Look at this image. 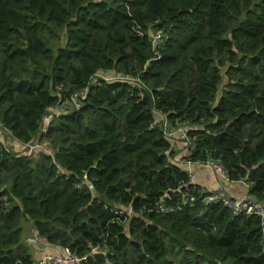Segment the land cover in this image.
Here are the masks:
<instances>
[{
  "label": "trees",
  "instance_id": "1",
  "mask_svg": "<svg viewBox=\"0 0 264 264\" xmlns=\"http://www.w3.org/2000/svg\"><path fill=\"white\" fill-rule=\"evenodd\" d=\"M161 117L197 128L190 157ZM0 128V264H37L24 220L85 264H264L262 220L180 163L220 159L264 203V0H0Z\"/></svg>",
  "mask_w": 264,
  "mask_h": 264
},
{
  "label": "built area",
  "instance_id": "2",
  "mask_svg": "<svg viewBox=\"0 0 264 264\" xmlns=\"http://www.w3.org/2000/svg\"><path fill=\"white\" fill-rule=\"evenodd\" d=\"M164 37L163 30H157L152 38L153 46H156ZM99 78L106 79L104 75H97L96 78L92 80L90 85L97 84ZM90 90L89 87L81 89L74 92L69 100L62 101L57 107L53 108L45 115L40 123L42 133H47L50 124L55 116H58L64 110H80L81 102L86 98L87 92ZM161 130L163 135L168 140H174L177 143H180L183 150V155L185 157H190L195 148L191 143L190 132L195 131L197 128L189 120L181 121L173 127L170 122L165 118H160ZM39 147V145L30 146L31 150ZM180 163L184 164V168L187 170L188 174V183L185 184V187L189 190V186L196 188L198 183L196 181V175L192 170V164L194 162L190 160L183 161L180 159ZM207 166L213 173L221 176V179L224 182H232L228 178V174L225 171L224 165L221 163L220 159L215 157H209L205 162H197ZM83 180L88 182L87 174L84 175ZM243 183L249 190V184L244 180L236 181ZM89 183V182H88ZM91 186V183H89ZM207 190L208 196L206 198L207 203H222L224 204L234 216H258L262 223H264V203L256 201L253 197L248 194L242 196H233L226 192L225 188L220 182H218L217 188L215 191ZM3 200H6L5 197ZM156 208L163 212L172 211L171 208L165 206L162 201L158 202ZM34 239H37V235L34 234ZM100 249V246L91 247V252H97ZM87 255H80L77 252L71 250L70 248H62L59 253H48L42 255V257L37 261V264H85L87 262Z\"/></svg>",
  "mask_w": 264,
  "mask_h": 264
},
{
  "label": "crops",
  "instance_id": "3",
  "mask_svg": "<svg viewBox=\"0 0 264 264\" xmlns=\"http://www.w3.org/2000/svg\"><path fill=\"white\" fill-rule=\"evenodd\" d=\"M8 140L5 137V131L0 128V141L6 142ZM23 149V148H21ZM25 150V149H24ZM192 170L196 175V181L200 187H204L208 190L215 191L217 188L218 182L222 184L225 188L226 192L233 196H242L249 193V190L243 183L239 182H224L221 179V176L213 173L207 166L201 163L192 164ZM34 232L31 226V229L28 230L27 235L25 236V241H27L31 246V252L36 261H38L42 255L47 253H59L61 251V247L53 246L46 244L39 237L34 241ZM36 243V244H35Z\"/></svg>",
  "mask_w": 264,
  "mask_h": 264
},
{
  "label": "rangeland",
  "instance_id": "4",
  "mask_svg": "<svg viewBox=\"0 0 264 264\" xmlns=\"http://www.w3.org/2000/svg\"><path fill=\"white\" fill-rule=\"evenodd\" d=\"M5 137H7L8 138V142H9V140L11 141L12 139H11V137L8 135L7 136V133H5ZM10 143V142H9ZM22 228H23V231H22V237H23V240L25 239V236L27 235V233H28V230H30L31 229V225H30V222H27V221H23L22 222Z\"/></svg>",
  "mask_w": 264,
  "mask_h": 264
},
{
  "label": "water",
  "instance_id": "5",
  "mask_svg": "<svg viewBox=\"0 0 264 264\" xmlns=\"http://www.w3.org/2000/svg\"><path fill=\"white\" fill-rule=\"evenodd\" d=\"M244 181H245V182H247V180H246V179H245ZM34 241L36 242V239H34Z\"/></svg>",
  "mask_w": 264,
  "mask_h": 264
},
{
  "label": "bare ground",
  "instance_id": "6",
  "mask_svg": "<svg viewBox=\"0 0 264 264\" xmlns=\"http://www.w3.org/2000/svg\"><path fill=\"white\" fill-rule=\"evenodd\" d=\"M48 254V253H47Z\"/></svg>",
  "mask_w": 264,
  "mask_h": 264
}]
</instances>
